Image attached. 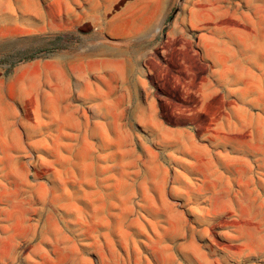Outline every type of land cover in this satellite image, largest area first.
<instances>
[{
  "label": "rangeland",
  "instance_id": "1",
  "mask_svg": "<svg viewBox=\"0 0 264 264\" xmlns=\"http://www.w3.org/2000/svg\"><path fill=\"white\" fill-rule=\"evenodd\" d=\"M0 264H264V0H0Z\"/></svg>",
  "mask_w": 264,
  "mask_h": 264
}]
</instances>
